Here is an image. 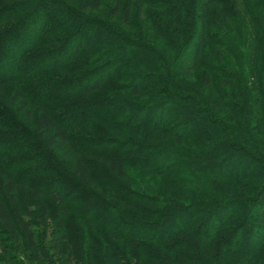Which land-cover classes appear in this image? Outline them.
Listing matches in <instances>:
<instances>
[{
    "label": "trees",
    "instance_id": "trees-1",
    "mask_svg": "<svg viewBox=\"0 0 264 264\" xmlns=\"http://www.w3.org/2000/svg\"><path fill=\"white\" fill-rule=\"evenodd\" d=\"M121 1L84 0L75 8L74 0H0V105L12 110L6 118L24 117L33 127L25 134L51 151L50 156L5 160L26 143L18 141L16 124H10L16 129L12 133L0 131V230L14 243L22 241V253L32 264H264V239L254 228L264 225V192L245 196L252 190L247 181L264 178V164L227 143L228 136H245L253 147L248 137H264V68L244 56L263 34L255 32L254 20L245 23L246 29L239 23L237 37L245 45L239 68L253 94L249 110V100L241 101L235 65L224 62L235 53L226 37L236 24L220 2L174 0L172 11L161 12L168 28L176 26L175 44H183L180 51L167 44L179 59L157 62L154 51L121 30L133 24L131 3L145 4L126 0L121 22L113 23ZM104 4L111 7L106 22L100 19ZM207 42L221 68L207 66L204 93L193 101L182 80L192 81L205 64L201 54ZM174 68L181 83L172 81ZM234 125L245 128V135H236ZM8 138L18 144H8ZM54 151L72 169L73 192L29 182V163L52 162L58 156ZM6 162L25 163L11 168ZM47 169L60 171L54 165ZM129 170L144 177L132 178ZM163 176L170 187L167 196L154 184ZM230 180L236 184L223 187ZM89 188L97 192L87 194ZM225 188L235 195L232 201ZM18 191L26 194L22 207ZM51 194L64 207L50 232L58 234L50 249L60 261L37 242L32 227L46 231L48 207L38 198ZM69 202L72 209L65 207ZM69 216L79 221L78 230L64 226ZM89 229L106 231L97 255ZM4 257L7 264H19L8 253Z\"/></svg>",
    "mask_w": 264,
    "mask_h": 264
},
{
    "label": "rangeland",
    "instance_id": "rangeland-1",
    "mask_svg": "<svg viewBox=\"0 0 264 264\" xmlns=\"http://www.w3.org/2000/svg\"><path fill=\"white\" fill-rule=\"evenodd\" d=\"M84 0H74V6L75 8H78L79 5L83 2ZM145 5L143 6H138L137 3H131L130 6V11H131V19H132V26L130 28H123L121 27L122 32H124L130 39H134L137 43H142L146 44L152 51L155 52V55L153 58L158 62L159 59H162L163 61H171V59H179L180 56L172 52L170 48H168L167 44H171L172 46H176L179 51L181 44L176 45L175 44V39H173L174 32L176 30V26H174L172 29L168 28L170 26L168 20L164 19V16L160 15L161 12L165 14L166 12L172 11L173 8V2L174 0H142ZM223 5L224 10L227 11L229 15H231V22L232 20L236 25L233 26V34H228V38L226 37L227 43L233 48L235 51L234 55L232 56L233 58H229L225 56L224 62H228L230 68H233L234 65V72H237L240 77H241V87H239V93L243 96L241 101L243 103V99L247 98L249 100V103L247 105V109L249 110L252 109V103H251V96L253 97V94L249 91V83L246 78V72L242 73L241 68H239V64H241L240 60V55L244 53V43L243 39L241 37H237V33L240 32L241 27L239 26V23H243V27L246 29L245 23L248 24L249 20H254L256 23L257 28H255V32H261L263 35L262 37L259 36L258 38L255 37L253 39L255 42L252 43V48L253 50H247L244 54L245 58L249 59L252 57V59H257L262 63L261 68H264V0H217ZM126 0L121 1V6L119 9V12L113 21V23L119 24L121 22V15L123 13V10L125 8ZM165 5V6H164ZM156 6L161 7L160 9L156 8ZM110 6L109 4H104L103 8L100 10V19L103 21H108V15L110 11ZM212 13L213 9L211 8L209 13H208V21L212 24ZM248 14H251L250 17H248ZM93 15V14H91ZM95 16V14H94ZM244 18H247L244 20ZM240 19V20H239ZM112 23V22H111ZM252 33H253V27H251ZM259 30V31H258ZM254 38V37H253ZM216 48V47H215ZM223 54H225V50H221ZM252 51V52H250ZM238 52L239 55H236ZM215 49H213V45L211 43H205L203 49H202V54L201 57L205 61V64L202 66V68L197 69L194 72L193 75V80L192 81H184L182 80V85L186 86L187 93L186 97L191 98L193 101L199 100V95H203L204 89L202 88V78L203 76L209 71V68H207L208 65L214 66L216 64L215 62ZM258 63V65L260 64ZM217 67H220V65H215ZM214 66V67H215ZM223 66H226L225 64ZM173 75L174 77L172 78L173 82H179L181 83V75L178 73L175 68L173 70ZM214 81L216 80V75L212 74L211 75ZM104 96L111 97L112 93L109 92L108 90H105ZM5 99L7 100V95L5 96ZM126 99V97L124 98ZM135 99V98H132ZM5 110V111H4ZM9 111V112H8ZM12 110H9L6 108V105L3 103L0 105V113H2L3 117H0V131L2 132H8L12 133V130L16 131V129H12L10 124H16V127L18 128L19 131L15 132V135L23 145L26 143V149H21L20 151H17L13 153L12 155L5 156V160H13V161H19L20 158L28 157V159L33 156V155H38V154H43L46 156L51 155V151L43 149L41 146V143L35 141L33 137H31L28 134H25L26 131H28L30 134L32 133V128L30 125L28 126L25 122L26 119L24 117L19 118L17 115L12 118H6V116H11ZM220 114V113H219ZM5 117V118H4ZM5 119V121H4ZM12 122H11V121ZM263 128H264V122H263ZM233 131L237 135H245V128L234 125L233 126ZM146 132V131H145ZM85 133V132H84ZM88 133V132H87ZM250 135V133L248 134ZM254 136V138H253ZM113 137H117L113 135ZM245 137V136H242ZM242 137H239L238 139L233 138L231 136L227 137V143L230 145H236L237 147L244 148L245 150L251 152L255 156H258L259 158L262 159V163L264 164V137H259L256 136L255 134L252 135V137H248L254 142L253 147L248 146L245 143V138L242 139ZM118 138V137H117ZM122 139L121 137H119ZM8 144L15 146L16 143L18 142L14 139H7ZM4 142V143H5ZM22 145V146H23ZM58 156H55V158L52 160V162L46 163L40 160H33V162L29 163V168L33 169V174L32 176L28 175V178H30L29 182H31L32 185H37V186H45L50 189L59 188L62 189V192H65V189L69 192L74 191V185L69 182L68 180H73L72 176V169L68 170V162L67 160L61 158L62 155H59L56 151H54ZM61 156V157H60ZM257 157V158H258ZM90 161V159H89ZM8 165L13 168V166H18L19 164H24L25 162H6ZM56 167L58 169L60 167V171L56 173L54 170L51 172L47 169L49 166ZM59 166V167H57ZM24 169H21L20 171L22 172ZM97 176L100 178V176L103 175V172L99 171L96 172ZM130 175L132 178L136 175L139 177H144L143 173H138L137 171L134 170H129ZM136 176V177H138ZM24 179V178H22ZM168 180L166 179V176L158 178L154 184L156 185V190L160 192L163 196H167L168 192L170 190V187H167L166 183ZM246 182L243 181V183ZM61 184V185H59ZM223 187L227 186H234L236 184V181L230 180L227 181V183H222ZM245 184V183H244ZM245 186H250L252 189L248 194L245 195L246 197L249 198H255L256 196L259 195V193L264 192V178L261 179H256L252 181H247V185ZM99 187V186H98ZM127 188L131 189V187L126 186ZM167 187V188H166ZM131 190H134L133 188ZM224 193L227 195V199L232 201L235 197L228 189L223 190ZM228 191V192H226ZM85 192L87 194H91L90 192L96 193V189H85ZM17 199L19 202V205L22 207V196L26 195L24 193H21L20 191L17 192ZM162 196V198H164ZM72 198V197H71ZM205 198V197H202ZM75 199V197H74ZM39 201H42L45 203V205L48 207V215H47V229L44 232L41 230L38 226L33 225L32 227L34 228L36 235H37V242L40 245H45L47 249L50 250V255H54L55 260L60 261V258H57V255L53 250L50 249V242L51 240L56 239L58 234L53 235L52 237L50 236L51 229L54 228L56 222L62 217V208L64 210V207L61 206V203L57 196L54 194H51L47 197H40L38 198ZM196 200H201L199 198H196ZM28 208L31 210V212H34L35 206L32 204V200L28 198L27 201ZM77 206V205H75ZM62 207V208H61ZM65 207L72 209L73 205L69 202V205L65 204ZM67 219H70V221L64 225L65 227H73L75 230H78L79 227V221L73 217L69 216ZM63 220V219H62ZM78 224V225H77ZM254 228L257 230V233L255 234L259 238L264 239V225H255ZM59 232V231H58ZM89 233L91 234V241L94 243V254L97 255L98 253L102 252V246L104 243L107 241V235L106 231L101 230V229H89ZM81 234V233H80ZM72 238H76L77 235H75V231H72L70 234ZM257 237V238H258ZM58 238V237H57ZM22 241L19 239L18 243H14L12 240H10L9 236L2 233L0 230V264H7V258L4 257L7 253L11 255V258L18 262L19 264H32L27 255H24L22 253L23 250V245ZM54 244V243H53ZM124 246V245H123ZM18 248V249H17ZM264 248V246H263ZM123 249V248H122ZM79 259V257H77ZM78 262V261H73ZM72 263V264H74ZM33 264H41V263H36L34 262ZM58 264H61L60 262Z\"/></svg>",
    "mask_w": 264,
    "mask_h": 264
}]
</instances>
